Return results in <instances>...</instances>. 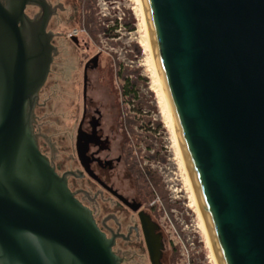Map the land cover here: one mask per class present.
<instances>
[{"label":"water","instance_id":"95a60500","mask_svg":"<svg viewBox=\"0 0 264 264\" xmlns=\"http://www.w3.org/2000/svg\"><path fill=\"white\" fill-rule=\"evenodd\" d=\"M29 2L41 6L39 19L25 14ZM144 4L215 259L264 264V0ZM51 14L45 0H0V264H121L34 133L57 54Z\"/></svg>","mask_w":264,"mask_h":264},{"label":"flooded vegetation","instance_id":"af4514ba","mask_svg":"<svg viewBox=\"0 0 264 264\" xmlns=\"http://www.w3.org/2000/svg\"><path fill=\"white\" fill-rule=\"evenodd\" d=\"M7 1L1 0L4 5ZM45 1L52 10L46 30L53 34L52 44L57 54L33 112L39 148L56 171L61 176L66 175L69 189L92 212L99 228L108 238L114 239L113 250L122 260L121 264H175V251L168 252L159 222L161 211L154 200L151 202V155L147 159L138 151L134 126L124 116L121 85L110 84L119 78V73L102 71L99 53L85 60L73 83L72 94L59 89L63 73L62 70L56 72L57 88L53 92L57 99L61 96L64 103L69 101L72 109L70 132L56 140L42 130L46 115L39 114L48 105V97L43 99L44 87L53 63L60 56L57 43H61L57 40L81 45L78 37L81 30L69 34L57 29L75 22L83 13L79 0L78 3L76 0ZM25 14L37 20L43 11L38 3L29 2ZM103 82L107 90L101 85Z\"/></svg>","mask_w":264,"mask_h":264},{"label":"rangeland","instance_id":"374dc122","mask_svg":"<svg viewBox=\"0 0 264 264\" xmlns=\"http://www.w3.org/2000/svg\"><path fill=\"white\" fill-rule=\"evenodd\" d=\"M79 1L82 2L80 11L83 12L80 17L57 29L69 34L81 30L78 35L81 45L78 47L61 40H57L61 44L56 42L60 56L53 63L51 75L44 87L43 99L48 97V105L39 114L46 115L43 132L56 140L70 132L72 109L69 101L66 97L67 102L64 103L62 97L57 99L53 92L57 88L56 72L62 70L63 73L59 89L72 94L73 83L83 69L85 60L99 53L102 71L109 70L115 74L121 70L134 84L136 96L123 98L124 116L129 120L134 116L132 122L136 143L147 159L149 155L153 156L151 168L157 171L163 183L162 192L167 193V198L163 200L155 188L151 202L154 200L161 211L159 222L165 233L168 252L175 251L173 261L175 264H217L159 84L140 0H91L89 4L94 14L91 19L96 21L95 24L88 22L84 1ZM108 28H113L110 36L105 32ZM65 39L68 40L67 37ZM114 80L116 82L110 81V84L122 85L126 82L122 77ZM101 85L107 90L105 82ZM147 159L146 164L149 163Z\"/></svg>","mask_w":264,"mask_h":264},{"label":"trees","instance_id":"16d2710c","mask_svg":"<svg viewBox=\"0 0 264 264\" xmlns=\"http://www.w3.org/2000/svg\"><path fill=\"white\" fill-rule=\"evenodd\" d=\"M89 2L91 3V0H88V1L85 0V3H84L85 15L87 16L86 18H88V22L89 23L91 22V23L95 24L96 21H94V20L91 19V17L93 18V15L94 14H93V11L91 10L92 6L89 4ZM112 30H113V28H108V29L105 30V32L107 34H109V36H110ZM100 31H102V28H100ZM117 72L119 73V74H117L118 77L119 78L122 77L126 81L124 84L121 85V88H122V97L123 98H133V97H135L136 96V93H135L134 84L133 83H130V81L128 80V78L125 77V75H123V73H122L121 70H119ZM133 119H134V116L131 119V121H133ZM132 124H133V122H132ZM131 128H132V126H131ZM138 151L141 153V149H139ZM151 158H153L152 155H151ZM162 185H163V183L161 182V179H160L157 171L151 168V199H153L154 196H155L154 191H153L155 188H156L155 190H158V192L162 196V199L163 200H165L167 198V193L166 192H162Z\"/></svg>","mask_w":264,"mask_h":264},{"label":"bare ground","instance_id":"6f19581e","mask_svg":"<svg viewBox=\"0 0 264 264\" xmlns=\"http://www.w3.org/2000/svg\"><path fill=\"white\" fill-rule=\"evenodd\" d=\"M140 4L142 5V9H143V13L145 14V19H146V30H147V36H148V40H149V43H150V49L153 51V53H154V50H153V46H152V42H151V37H150V33H149V28H148V22H147V11H146V8H145V4H144V0H140ZM153 57H154V62H155V64H156V60H155V55L153 54ZM156 68H157V75H158V78H159V84H160V87H161V90H162V92H163V94H164V97H165V93H164V88H163V84H162V81H161V78H160V75H159V71H158V67H157V64H156ZM165 100H166V97H165ZM166 103H167V100H166ZM167 107H168V104H167ZM168 109H169V107H168ZM169 114H170V111H169ZM170 119H171V122H172V118H171V114H170ZM172 124V123H171ZM174 130H175V128H174ZM175 134H176V138H177V133H176V131H175ZM177 140V143H178V147L181 149V147H180V144H179V141H178V138L176 139ZM182 151V150H181ZM181 155H182V157H183V154L181 153ZM183 163L185 164V161H184V158H183ZM185 166V168H186V165H184ZM187 171V170H186ZM190 177V176H189ZM191 180V179H190ZM192 184V183H191ZM191 187H192V190H193V194H194V196H195V199H196V194H195V191H194V187H193V185H191ZM196 202H197V199H196ZM198 204V203H197ZM200 210V209H199ZM201 212V211H200ZM202 215V214H201ZM203 218V217H202ZM203 221H204V219H203ZM204 223H205V221H204ZM206 227V226H205ZM206 231H207V237H208V242H209V244H210V247H211V249H212V245H211V241H210V238H209V234H208V230H207V228H206ZM212 251H213V249H212ZM217 263V262H216ZM218 264V263H217Z\"/></svg>","mask_w":264,"mask_h":264}]
</instances>
